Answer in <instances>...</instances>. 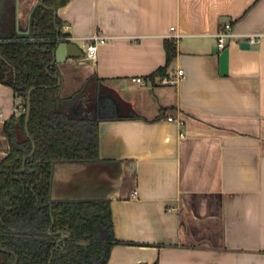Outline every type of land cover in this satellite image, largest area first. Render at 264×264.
Returning <instances> with one entry per match:
<instances>
[{"label": "crops", "instance_id": "obj_1", "mask_svg": "<svg viewBox=\"0 0 264 264\" xmlns=\"http://www.w3.org/2000/svg\"><path fill=\"white\" fill-rule=\"evenodd\" d=\"M41 1L0 0V41L31 37ZM56 15L82 50L55 62L60 96H77L63 109L99 119L102 160L57 165L53 197L111 201L107 264H264V0H68ZM226 24L260 42L219 49ZM95 33L109 39L85 62ZM167 41L176 57L155 76ZM23 108L0 82V163Z\"/></svg>", "mask_w": 264, "mask_h": 264}, {"label": "trees", "instance_id": "obj_2", "mask_svg": "<svg viewBox=\"0 0 264 264\" xmlns=\"http://www.w3.org/2000/svg\"><path fill=\"white\" fill-rule=\"evenodd\" d=\"M67 1L39 2L31 16L32 36L0 41V82L14 88L25 111L5 123L10 152L0 163V246L15 251L18 264H107L112 248L119 244L109 199L56 200L52 196L57 163L99 160V119L63 109L77 96L65 99L59 93L60 73L53 60L66 35L56 9ZM165 48L166 65L155 76L164 75L176 57L175 44L167 41ZM29 96L31 138L25 129ZM32 141L36 151L23 170V157L31 153ZM16 226L32 228V232L9 234ZM60 230L71 233L60 243L63 248L48 234ZM14 260L0 251V264Z\"/></svg>", "mask_w": 264, "mask_h": 264}, {"label": "built area", "instance_id": "obj_3", "mask_svg": "<svg viewBox=\"0 0 264 264\" xmlns=\"http://www.w3.org/2000/svg\"><path fill=\"white\" fill-rule=\"evenodd\" d=\"M174 30V28H172ZM180 34H173L170 35V38L174 39V41H177L180 38ZM215 37L217 39V45L219 49H224L227 45V42L231 38L236 39H243L245 42L249 43L251 46L257 45L260 42L261 35L259 34H237L233 30V26L231 24H226L224 27H222L216 34ZM109 37L95 33L94 35L79 39L84 44L83 50L85 54V58L88 59L91 62H96L97 56H98V46L105 43ZM72 40L71 38H66V41ZM78 42V41H75ZM185 74V70L183 68H179L176 72L175 77H170L168 75L161 77V83L162 84H170L175 85ZM137 82H144V79L142 77H137L133 79ZM169 120H172V118H169Z\"/></svg>", "mask_w": 264, "mask_h": 264}, {"label": "water", "instance_id": "obj_4", "mask_svg": "<svg viewBox=\"0 0 264 264\" xmlns=\"http://www.w3.org/2000/svg\"><path fill=\"white\" fill-rule=\"evenodd\" d=\"M29 32L27 31L26 34H28ZM250 44L247 43V42H243L241 44V47L242 48H250ZM82 55V50L79 48V46L75 43H68V41L66 40H63L61 41L55 52H54V60L53 62L55 63H60V62H63L67 57H72V56H81ZM85 62H88L89 60L88 59H85L84 60ZM31 91H29V94H30ZM30 115H31V100H30V96L28 97L27 99V108H26V119H25V129H26V132L28 133V135L30 136L29 134V120H30ZM99 138H100V144H101V132H100V123H99ZM33 146H34V150H35V143L33 142ZM101 154H100V146H99V160L97 161H101ZM97 161H93V162H73V163H94V162H97ZM54 182V181H53ZM52 193H53V190H52ZM54 198V197H53ZM105 199H108V198H69V199H66V200H105ZM79 244H88L87 242H79ZM12 254L15 255L16 257V260H15V263L14 264H17L18 262V256L16 255V253L14 252H11Z\"/></svg>", "mask_w": 264, "mask_h": 264}, {"label": "flooded vegetation", "instance_id": "obj_5", "mask_svg": "<svg viewBox=\"0 0 264 264\" xmlns=\"http://www.w3.org/2000/svg\"><path fill=\"white\" fill-rule=\"evenodd\" d=\"M26 133H27V132H26ZM29 134H30V132H29ZM27 135H28V133H27ZM28 137L31 138V134H30V136L28 135ZM33 142H34V141H32V151H31V153H30L29 155H25V156L23 157V170L25 169V163H26L27 159H28L30 156H32V155L35 153V151H36V147H35V150H34ZM34 143H35V142H34ZM35 145H36V143H35ZM9 152H10V148H9V151H8L7 155L9 154ZM7 155H6V156H7ZM59 164H60V163H57V164L54 166V174H55V169H56L57 165H59ZM53 181H54V175H53ZM52 196H53V193H52ZM54 199H55V198H54ZM56 200H65V199H56ZM52 222H54V219L52 220ZM20 229H21V230H20ZM22 229H23V228H21V227H17V226H16V227H11V228H10L11 233H9V234H11V235H20L22 232H25V231L28 232L29 234L32 232V228H26V229H24V230H22ZM48 234H49L50 237H52V238H56L57 244H58L59 246H60V243H62L65 239L71 237V233H70V231H68V230H60V231L54 232V234L51 233L50 231H48ZM50 241H52V240H50ZM79 242H84V241H79ZM79 242H78V244H79ZM87 243H88V244H80V245H89V244H90V242H88V241H87ZM60 248H63V246H60ZM0 251L5 252V253H7V254H11V255H13L14 258H15V260H16L15 255L11 253V252L16 253L15 251H13V250H8V249H5V248H2L1 246H0ZM16 255L18 256L17 253H16ZM15 260H14L13 264L15 263ZM18 262H19V256H18ZM18 262H17V264H18Z\"/></svg>", "mask_w": 264, "mask_h": 264}, {"label": "rangeland", "instance_id": "obj_6", "mask_svg": "<svg viewBox=\"0 0 264 264\" xmlns=\"http://www.w3.org/2000/svg\"><path fill=\"white\" fill-rule=\"evenodd\" d=\"M23 110H24V108H23Z\"/></svg>", "mask_w": 264, "mask_h": 264}]
</instances>
